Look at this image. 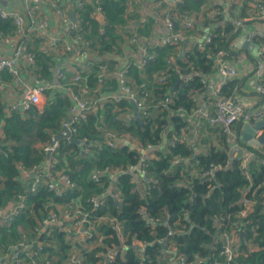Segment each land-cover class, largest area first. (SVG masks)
Returning a JSON list of instances; mask_svg holds the SVG:
<instances>
[{"label": "trees", "instance_id": "trees-1", "mask_svg": "<svg viewBox=\"0 0 264 264\" xmlns=\"http://www.w3.org/2000/svg\"><path fill=\"white\" fill-rule=\"evenodd\" d=\"M123 1L100 0L106 18L103 33L91 15L93 6L90 3L80 10L76 9L78 32L82 41L87 42L89 51L102 55L115 47L121 36L111 29L115 24L124 23ZM204 1L182 0L177 8L180 19L173 21L174 28L178 29L176 23L180 25L181 19H187L185 14L189 11L186 9L191 10ZM254 2L243 0L242 3L249 5ZM214 7L220 9L217 5ZM248 15L255 18V10L250 9ZM243 16L246 15L241 13L238 18L246 19ZM215 20L221 23L210 31L212 39L204 50L193 46L185 51L182 58H178L180 43L166 44L154 48V60L146 64L143 70L134 65L128 67L130 84L138 85L142 80H154L155 75H166L164 82L148 86L149 103L150 100L152 103L149 115L134 116L130 121H124L123 114L127 109L129 112L132 105L124 102L115 104L107 99L106 103L96 106L86 119L71 123V135L82 143L60 139L49 153L47 162L44 147L51 145L54 136L62 132L63 122L69 118L71 96L58 88H48L44 93L43 107L38 109L33 105L24 113H7L0 99V207L14 203L15 197L25 193L33 179L32 175L24 177L19 172V165L29 170L42 168L48 163L53 174L67 175L75 185L67 191L66 196L56 197L47 189L48 177L44 174L36 190L27 193V207L21 214L9 223L0 222V257L23 238L35 236V228L41 225L48 212L58 209V204L74 198L77 205L90 211L91 205L86 199L104 193L106 203L95 210L93 217L100 214L114 217L124 228L123 241L113 225L102 221L94 228L91 237H86L84 243L73 241V247L69 239L72 240L74 235L69 234L74 232L52 225L49 236H38L45 245L41 255L47 256L50 264H75L70 262L73 253L81 258L82 264H179L178 255L185 257L184 264H264V143L253 145L243 141L241 132L245 122L240 119L235 123L238 141L255 152V158L243 166L232 157L233 138L219 126L209 124L202 118L204 125L217 130V143L201 140L191 132L189 116L200 108L198 99L201 94L203 98L213 100L202 80L214 71L216 54L225 51L231 57L239 50L231 45L233 38L240 33L232 32L233 22L224 21L220 11H217ZM14 31L13 21L0 17L2 37L9 38ZM32 40L29 49L36 52V61L32 68H27L29 73H25V76L30 78L34 74L50 83L53 68L59 59L51 52L39 50L43 40L36 37ZM251 60L256 62L257 57ZM101 63L93 61L89 72L81 74L78 82L67 78L71 85L77 87L73 91L80 92L85 87L91 99L101 93L107 95L115 92L119 88L118 71L115 72L107 64L105 74L114 73L112 78H108L99 68ZM247 75L251 77L254 73ZM238 78L222 87L220 94L239 100L237 96L242 80ZM11 79L7 72L0 73V83ZM65 79L59 83L67 89ZM259 79V83L264 85V70ZM253 94L259 96L258 105H261L264 96L257 90ZM167 96L172 100L163 105ZM214 110L215 107L208 109L212 113ZM108 131L129 137L136 146L121 143L111 148L93 143L104 141ZM259 132V135L264 134V126ZM201 143L206 144L207 151H199L198 145L203 146ZM86 145L87 152L83 151ZM149 146L152 150L145 158L146 175L140 181L144 184L142 191L131 181L132 175L127 167L142 161L143 155L138 148L146 149ZM106 167L120 172L113 178L105 174L99 182H93L92 173ZM244 197H249L253 205L246 216H240ZM224 233L239 238L236 256L230 261L220 252L225 244L222 238ZM136 240L143 243V248L134 244ZM108 248L119 249L111 262L106 261ZM163 252H168V261L162 258ZM199 259L202 261L198 262Z\"/></svg>", "mask_w": 264, "mask_h": 264}, {"label": "built area", "instance_id": "built-area-1", "mask_svg": "<svg viewBox=\"0 0 264 264\" xmlns=\"http://www.w3.org/2000/svg\"><path fill=\"white\" fill-rule=\"evenodd\" d=\"M137 1V0H136ZM243 1V0H238ZM264 0H255L253 4H249L252 10H255L256 18H261L264 20ZM86 2H91L93 5V10L91 12L94 20H98L99 16L102 15V8L100 5V0H76L72 2V5L76 9H82L85 6ZM23 5L25 10L28 13L26 17L18 9L7 7H2L0 5V17L4 19H11L15 26L14 34L9 38H3L0 33V39L9 42L10 51L9 55H0V73L7 72L10 74L14 80H18L22 87L23 92L20 95L19 99L13 101L12 103L6 106L7 113H12L13 111H19L24 113L31 106L41 105L43 102V97L45 98V90L51 88L50 85L46 83L45 80L37 78L34 74L31 75L28 81H23L21 78V69L23 66L25 68H32V65L36 61V52L29 49V42L33 41L32 38H40L43 40L42 52H52L53 54L58 53L59 51L62 56L75 55L78 58H84L89 53V48H87V42L82 41V36L78 32L79 21L72 20L69 17V10L67 5L63 3V0H23ZM48 6L52 10V14L56 16L58 25H61L62 28V37L52 34L50 32L49 20L45 17H38L37 11H39L43 6ZM206 15L208 17H213L217 13L215 7L204 8ZM254 17V16H253ZM246 21L248 18L241 20H233L234 31H240V33L234 38L240 36L241 34L247 37L250 41L258 44L257 50V60L252 62L249 72H253L255 76V90L261 95L264 96V85L260 82L259 77L263 74L264 70V30L260 27H256L254 30L246 28ZM165 23L169 29V33L163 38L162 45L166 44H179L185 39V33L182 29H175L174 22L170 17L165 18ZM217 23V21H216ZM184 29H190L193 25L191 19H184L182 21ZM106 25V23H105ZM104 27V26H103ZM103 27L100 28V32L103 33ZM243 31H247L245 35ZM66 37H70L71 43L64 42ZM212 39L211 32L206 33L202 38L196 41L194 45L197 49L204 50L206 44L210 43ZM131 41L136 42V37L132 36ZM260 41V42H257ZM193 47V46H192ZM63 50V51H61ZM96 56L95 60H102V55L93 52ZM242 54V55H241ZM154 53L149 51L148 48L144 47L142 49V57L123 67V69L118 70L117 80L119 88L111 94H100L95 99L89 97V91L87 88L83 87L80 89V92L71 91L69 95L71 96V105L68 109L69 118L67 121L63 122V127L68 126L71 128V123L79 120H84L87 118L89 113L94 112L96 106L102 105L107 102V99H110L111 102L115 104L119 103H132L137 108L136 114H127L124 113L122 120L130 121L132 117H143L147 116L152 112V103L149 95L150 91L148 86L150 84L162 83L166 79V75L160 74L155 75L154 80L147 81L142 80L138 85L134 83H129V76L127 75L128 67L134 65L137 69L143 70L145 65L150 61L154 60ZM246 56L244 51H237L235 58ZM237 60V59H236ZM61 61V60H59ZM230 54L225 51H219L216 54V73L218 76V82L214 84H209L208 79L205 78L202 80V83L208 88L209 93L213 97V104L215 107L214 113L208 111L207 109H198L201 118L205 119L209 124L219 126L223 131L231 135L233 138L232 141V157L238 160L241 165H248L254 158L255 152L247 146L242 145L238 141V133L234 131L235 123L243 119V121L253 126L256 122L261 119H264V101L261 105L249 107L245 106L241 101L236 100L232 96H223L220 94V90L224 87L230 80L234 79L237 76H240L232 63ZM91 62H89V68L87 69H78V71L73 76V81L78 82L81 80L83 73L89 72L91 69ZM87 66V65H86ZM107 67L106 62H102L99 65V68L103 70L105 74V69ZM178 70V68H177ZM56 87L62 89L60 80H63L66 77L65 71L63 70L62 65H57L54 67ZM102 73V72H101ZM107 77V75H106ZM101 81V79H100ZM172 100L171 97H165L163 105L169 103ZM247 107V108H245ZM259 131H256L258 134ZM97 146L107 145L108 147L115 148L121 143H132L133 146H136L134 141H131L127 136H118L114 132L108 131L105 134L104 141H94ZM88 145V144H87ZM87 145L83 147V151L87 152ZM44 149L49 152L53 150L52 144L47 145ZM143 155V159L138 164H131L127 167L132 175L131 181L140 182L142 179H145L146 175V163L145 158L148 156V153L152 150L149 146L148 148H138ZM150 154V153H149ZM44 168L33 167L29 170L24 169L19 165V172L22 175H29L32 173V181L27 186L25 193L18 194L15 197V202L11 208L0 207V222H11L15 216L20 215L24 208L27 207L26 196L27 193L34 192L41 181V177L46 174L47 178V189L52 191L53 194L57 197H63L67 191L72 190L75 185L74 182L65 174L55 175L50 171V166L48 163L44 165ZM120 171L110 169L106 167L102 170H97L92 173L91 179L93 182L97 183L100 181V177L108 174L109 177L113 178ZM49 179V180H48ZM66 196V195H65ZM105 194L100 193L98 195L90 196L86 199V202L91 205L90 211L84 210L82 206L77 205L74 201V210H64V213H59L60 210L50 211L45 217L41 220V225L35 228L36 235L32 238H23L18 244L12 246L11 249L1 255L0 264L3 262H9L10 264H50V260L47 259V256L41 255L45 245L41 243L38 236L44 234L49 236L52 225L62 226L63 229L68 231H73V229L78 230V232H83L84 237H91L93 235L94 228L102 221H108L110 225H113L114 229L121 235L123 241L124 229L122 224L119 221H116L114 217H109L106 214H100L94 216L95 210L101 209L105 205ZM253 201L249 197H244L242 201V208L240 210V216H246L251 210ZM222 238L225 239V244L220 251L222 255L225 256L227 261H230L236 256L237 249L239 246V238L231 237L229 234H222ZM162 243H165L164 239L160 240ZM134 244H137L139 247L143 248V243L136 240ZM123 244V248H125ZM119 249L108 248L106 252V261L111 262L117 255ZM164 253V252H163ZM42 258V261L40 260ZM185 257L182 255L177 256V261L179 264H184ZM202 259H199L198 262H201ZM70 262L75 264H82V260L78 257L77 254L73 253L70 257ZM178 264V263H177Z\"/></svg>", "mask_w": 264, "mask_h": 264}, {"label": "crops", "instance_id": "crops-1", "mask_svg": "<svg viewBox=\"0 0 264 264\" xmlns=\"http://www.w3.org/2000/svg\"><path fill=\"white\" fill-rule=\"evenodd\" d=\"M74 1L76 0H63V3L65 4L64 6L67 5L66 7L69 10V17L72 20H77L76 7L72 5V2ZM22 2L23 0H0V5L2 7H7V9L16 8L27 17L28 13L25 10V7ZM181 2L182 0H137V1L124 0L123 1L124 13L122 14V17L124 18V23L123 25L115 24L111 29L112 32L118 33L121 37L117 39L115 43V47L111 48V50L102 54L101 56L102 60H100V62H106L116 72L120 69H123L124 66L139 60L142 57V49L144 47L148 48L151 52L154 53L153 50L155 47L164 46L162 45V40L169 33V29L165 23V18L170 17L175 22L179 20L180 18L177 8ZM242 2L243 1H238V0H205L203 4H200L199 6H197L196 4L194 6L195 8H190L191 10L186 9L189 12L185 15L187 16V19H191L193 25L190 29L184 30L185 39L181 41L179 44L180 51L178 58H182L180 57V55L184 49V43L186 40H187V45L185 51L190 49L192 46H194L196 44V41L202 38L206 33L210 32L213 28L216 27V25L221 23L220 20L217 21L216 23V20L213 19V17H208L206 15L205 9H202L203 5L204 8H211L214 7L215 5L219 6L220 9H217V11H220V13L224 16V21L233 22V20L238 19V16L242 13L246 15L243 16V18H248L246 24L247 29L254 30L256 29V27H260V29L264 30V21L260 18H256V17L254 18L252 16H249L248 13L251 9L250 6L245 5ZM87 3H90L92 5L91 2H86L85 5ZM37 15L38 17L41 16L47 18L49 20L50 32L52 34L62 37L63 31L61 25H58L56 19L57 17L52 14V10L48 6L46 5L43 6V8L37 11ZM184 19L186 18L181 19L180 22L181 26L178 23H176L178 29L180 28L184 29L182 24V21ZM94 21L98 23L99 31H100V28L105 26L106 23V18L105 15L103 14V11H102V15L99 16V19ZM246 32L247 31H243V34L245 35ZM132 36L136 37V42L131 41ZM241 36L243 35L241 34L240 36L233 38L231 45H233L236 49H239L238 51H244L246 53V56L243 55L244 58L238 57L237 60L234 56L230 57L233 60L232 63L234 67L236 68L238 74L240 75L238 79L242 80L240 81L241 87L238 90L239 92L237 97L239 101H241L245 106L254 107L257 106L259 103V101L257 100L259 96L257 94L256 95L253 94V91H255L256 79L255 76L247 77L248 76L247 74L249 73L251 64L253 62L251 58L255 57L257 53L256 55H254L248 49L236 45L237 40L240 39ZM64 42L71 43L70 37H66ZM43 45L44 44L42 43L40 47H38L40 48L39 50L43 48ZM90 52L91 53H89L84 58H78L75 55L62 56L63 53L61 54V52L59 51L54 55L61 61H58V63L55 66L62 65L63 70L65 71L66 74L65 80H67V78L73 79V76L78 71V69H87L89 68V62L92 63L93 61H96L95 60L96 56L93 54L92 51ZM10 53L11 51H10L9 42L0 39V55H9ZM20 72L23 81H28L29 78L25 76V73H29L27 71V68L23 66ZM109 75H107V77L112 78V75H114V73L110 76ZM55 77L56 76L53 68V75L51 78L52 81L49 83V81L45 80L46 83L50 85L52 88H58L56 87L57 85H56ZM207 79L209 84H214L218 82L219 79L216 73V66L214 71L211 72L209 76H207ZM65 83L68 84L66 85L67 89H65V87L60 89L65 93L69 94V92L74 90V87L77 88L76 86L71 85L70 79L65 81ZM22 92H23V87L21 83L16 79L14 80L13 77L11 81H4L0 83V99L5 104V107L8 104L12 103L13 101L18 100ZM201 95L203 96V93ZM209 95L211 96L210 93ZM202 96L199 97L198 99L199 107L201 109L208 110L209 108L214 107L213 100L211 102L210 98L206 99L205 97L203 98ZM43 99L44 100L42 104L38 105V109H41L43 107L45 98L43 97ZM130 104L132 105L131 110H129L128 112L127 109L125 113L132 115L134 112V105L132 103ZM189 121H190L191 132L193 133V135L195 136L198 135L201 140L208 139L209 141L213 140V142L217 143L218 141L217 132H216L217 130L216 129L214 130V128H209L207 127V125H204V120H202L198 110L192 112V114L189 116ZM1 132L2 131L0 128V133ZM259 134L260 132L258 134H255V136H258ZM198 149L199 151L205 152L207 151V146L206 144L205 145L203 144V146L198 145ZM23 176L25 177V175ZM134 183L137 184V186H139L142 191H144V184L142 182L140 183L136 181ZM71 199L74 200V198ZM12 205L13 203L9 202L6 208H11ZM57 208L58 210H60L59 213L63 214L64 210L66 209V203L62 202L58 204Z\"/></svg>", "mask_w": 264, "mask_h": 264}, {"label": "water", "instance_id": "water-1", "mask_svg": "<svg viewBox=\"0 0 264 264\" xmlns=\"http://www.w3.org/2000/svg\"><path fill=\"white\" fill-rule=\"evenodd\" d=\"M72 17H73V15H72ZM186 45H187V40L184 43V49H183L180 57H183V55L185 53ZM236 45L239 47H244V48L248 49L254 55H256V53H257L258 45L254 44L252 41H250L245 36H241L240 39L237 40ZM133 113L134 114L137 113V108L135 106H134V112ZM263 126H264V119L259 120L253 126L246 123L244 125L242 132H241V138L243 139V141L251 143L253 145H260V144L264 143V134L255 136L256 131H259ZM63 138L68 139L69 141H71L73 143H77V144L82 143L81 140H78L71 135V130L68 126H64L63 131L54 136V141L52 143V147L54 148L57 145L58 141L60 139H63ZM49 153H50L49 151L46 152V162L49 160ZM29 175H32V173H29Z\"/></svg>", "mask_w": 264, "mask_h": 264}, {"label": "rangeland", "instance_id": "rangeland-1", "mask_svg": "<svg viewBox=\"0 0 264 264\" xmlns=\"http://www.w3.org/2000/svg\"><path fill=\"white\" fill-rule=\"evenodd\" d=\"M74 204H75V203H74V200H73V199H69V200H67V201H66V209H65V210L73 211V210H74ZM73 230H74V234H69V235H71V236L74 235V237L72 238V240L69 239V241L71 242L72 246L75 247V244H74L73 241L84 243L85 240H86V238L84 237L85 235H84L83 232H78V230H76V229H73ZM72 232H73V231H71V233H72ZM73 250L76 251L77 249H73ZM69 251H72V249L69 250ZM69 251H68V252H69ZM166 254H168V252L163 253L162 258H163L165 261H168V260H169V259L167 258L168 255H166ZM165 258H167V259H165Z\"/></svg>", "mask_w": 264, "mask_h": 264}]
</instances>
